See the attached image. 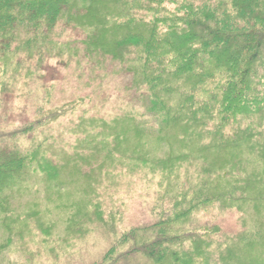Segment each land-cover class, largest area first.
Returning <instances> with one entry per match:
<instances>
[{
	"label": "trees",
	"instance_id": "trees-1",
	"mask_svg": "<svg viewBox=\"0 0 264 264\" xmlns=\"http://www.w3.org/2000/svg\"><path fill=\"white\" fill-rule=\"evenodd\" d=\"M72 58L78 66L116 62L131 78L136 114L125 119L140 144L124 163L159 185L149 220L115 236L93 264H264V249L249 251L264 220L247 229L242 211L264 200V0H0V63L43 78ZM64 113L0 131V141ZM147 139L160 147L173 139L181 149L155 156ZM4 146L0 191L28 172L53 179L62 169L40 147ZM95 206L83 223L115 233L112 212ZM201 212L215 213L212 221L235 214L242 229L191 226Z\"/></svg>",
	"mask_w": 264,
	"mask_h": 264
},
{
	"label": "rangeland",
	"instance_id": "rangeland-1",
	"mask_svg": "<svg viewBox=\"0 0 264 264\" xmlns=\"http://www.w3.org/2000/svg\"><path fill=\"white\" fill-rule=\"evenodd\" d=\"M76 58L43 78L32 77L31 68L15 67L13 60L0 63V85L7 86L0 105L1 132L35 123L46 111L65 109L54 123L0 141L4 148L17 146L23 151L40 147L62 166L53 179L28 172L14 187L0 191V264H93L115 236L149 220L159 185L140 177L132 162L124 163L140 144L125 119L136 114L137 99L128 85L131 78L116 62L78 66ZM170 144L160 147L147 139L148 151L155 156L181 149L173 139ZM100 204L101 210L112 212L113 234L106 227L83 223L82 216ZM242 211L245 227L258 231L264 200L248 201ZM204 214H197L191 226L208 221L225 232L242 229L235 214L213 221L209 217L215 213ZM263 229L252 240L253 255L264 249Z\"/></svg>",
	"mask_w": 264,
	"mask_h": 264
}]
</instances>
